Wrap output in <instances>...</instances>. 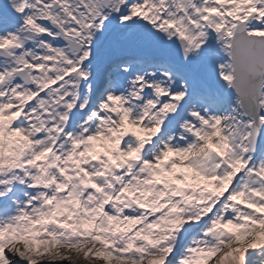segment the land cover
Instances as JSON below:
<instances>
[{"label":"snow or ice","instance_id":"snow-or-ice-1","mask_svg":"<svg viewBox=\"0 0 264 264\" xmlns=\"http://www.w3.org/2000/svg\"><path fill=\"white\" fill-rule=\"evenodd\" d=\"M264 264V0H0V264Z\"/></svg>","mask_w":264,"mask_h":264},{"label":"rangeland","instance_id":"rangeland-1","mask_svg":"<svg viewBox=\"0 0 264 264\" xmlns=\"http://www.w3.org/2000/svg\"><path fill=\"white\" fill-rule=\"evenodd\" d=\"M62 264H68V262H62ZM77 264H82V260L77 261Z\"/></svg>","mask_w":264,"mask_h":264},{"label":"bare ground","instance_id":"bare-ground-1","mask_svg":"<svg viewBox=\"0 0 264 264\" xmlns=\"http://www.w3.org/2000/svg\"><path fill=\"white\" fill-rule=\"evenodd\" d=\"M82 264H86V262L82 260Z\"/></svg>","mask_w":264,"mask_h":264}]
</instances>
